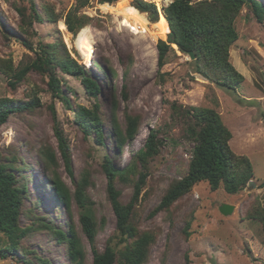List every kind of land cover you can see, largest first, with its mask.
<instances>
[{
  "label": "rangeland",
  "instance_id": "rangeland-1",
  "mask_svg": "<svg viewBox=\"0 0 264 264\" xmlns=\"http://www.w3.org/2000/svg\"><path fill=\"white\" fill-rule=\"evenodd\" d=\"M116 1L90 0L89 6L78 11V14L89 17L83 28L88 29L86 38L91 51L99 56L90 73L101 85L97 102L101 109L104 145L95 140L94 134L88 136L84 133L74 120L73 110L66 109L59 99L52 98L47 75L31 71L13 90L9 85L10 77L0 67V97L28 99L29 95L37 92L41 101V106L34 112L12 113L0 126L1 154L20 153L21 159L27 161L29 181L24 207L59 228H65L71 221L64 205L54 200L48 182L51 174L43 170L38 154L42 145L49 144L53 148L58 162L54 171L73 190L54 133L49 108L53 104L68 142L74 175L79 178L85 172L92 182L87 186L86 194L93 202L97 222L104 220L96 235L97 247L103 250L115 231L116 216L107 196V178L101 166L107 158L118 167L132 160L133 152L143 144L148 129L156 126L162 128L163 144L159 154L148 162L146 183L134 215L139 231L156 233L144 264H185L186 254L192 264H264V224L258 217L247 215L249 211L256 214L264 208V186H261L264 182V19L258 21L245 5L235 18L238 38L230 47L229 59L244 80L235 90H227L195 73L190 62L194 58L179 51L171 52L167 63L159 69L157 41L166 40L169 32L163 34L155 28L156 41L146 34H134L122 23V14L100 7L103 3L113 5ZM171 1L151 2L156 4L157 11L163 12L162 7ZM259 1L264 3V0ZM133 2L129 0V5L134 6ZM74 4L75 0H0V61L9 59L14 68L21 67L35 59L40 43H53L57 39L63 42L70 56L81 59L82 54L75 45V37L81 29L72 33L67 27V32L59 28V22H65V16ZM31 5L38 14L50 9L58 20L25 23L24 16L16 7L22 8L28 16L33 13ZM140 13L149 20L147 13ZM21 27L27 31H22ZM65 35L69 44L64 39ZM22 39L32 48L23 44ZM107 67L112 68L116 75L112 76ZM104 69L109 75L103 73ZM58 74L68 87L65 93L73 105L93 106L95 99L86 93L79 77L63 74L60 70ZM114 100L115 114L122 127L125 124L124 111L140 117L135 138L119 151L112 141L110 123ZM172 102L182 107L214 108L232 133L230 147L250 159L254 177L237 193H228L222 186L213 191L207 182H200L169 209L152 215L168 184L186 173L193 146V142L185 137V120L172 111ZM137 178L138 175H131L128 183L117 181L122 202L130 200ZM222 204L232 205V212L228 215L221 213L219 208ZM70 215L86 246L85 264H90L93 253L81 230L74 200ZM189 221L191 234L186 237L184 227ZM30 222L31 215L22 212L19 224L25 226ZM0 238L5 241L2 234ZM20 244L31 252L29 257L35 264H39L37 258L50 260L52 264H70L65 256V245L57 243L45 230H31ZM0 264L23 263L20 253L15 251L4 259L0 258Z\"/></svg>",
  "mask_w": 264,
  "mask_h": 264
},
{
  "label": "trees",
  "instance_id": "trees-1",
  "mask_svg": "<svg viewBox=\"0 0 264 264\" xmlns=\"http://www.w3.org/2000/svg\"><path fill=\"white\" fill-rule=\"evenodd\" d=\"M114 1L116 0H100V2L109 3ZM89 3L90 0H75L74 6L69 9L64 23L70 32L77 33L88 24L89 17L78 14V11L89 6ZM133 5L132 7L137 11L148 14L150 24L158 21L160 13L165 16L168 23L167 39L157 41L159 69L167 63L171 52L175 54L179 51L183 55H189V52H192L194 59L190 62L194 65V72L209 82L227 90H235L243 82V75L234 68L229 59L230 47L238 38L235 18L245 5L251 9L258 21H263L264 3L259 0H172L162 7L163 12L157 11L156 4L151 1L134 0ZM31 7L33 13L28 16L22 8L16 7V10L24 16L25 23L58 20V16L54 15L50 9H46L44 11L46 13L38 14L34 6L31 5ZM21 30L27 31L24 27H21ZM22 41L23 44L32 48L24 39ZM0 62L1 70L10 77L9 85L13 90L31 71L47 75L48 89L52 98L59 99L66 109L73 110L74 120L86 135L94 134L97 142L105 144L101 109L97 102L101 85L88 69L69 55L60 39L53 43H40L35 59L21 67L14 68L9 59ZM107 68L112 76L116 75L112 68ZM58 70L63 74L80 78L86 93L95 99L92 107L71 103L70 97L65 93L68 87L58 74ZM109 72L106 69L103 70L106 75H109ZM123 97H127L124 92ZM113 102L110 111L112 141L119 151L135 138L140 126V117L124 111L125 124L122 127L115 114L116 101ZM40 106L41 101L37 92L29 95L28 99L0 97V126L7 122L12 113L34 112ZM171 106L175 115L185 120V137L193 142V146L186 173L168 184L160 202L151 212L152 215L169 209L175 201L190 192L200 182H207L213 191L222 186L228 193H237L244 189L254 177L250 159L246 155L237 154L230 147L232 133L214 108L182 107L176 102H172ZM49 108L53 116V128L58 140L59 152L72 181L73 190L54 171L58 162L53 148L49 144L42 145L38 148V154L43 170L46 174H51L48 182L51 184L54 200L64 205L71 221L65 228H59L50 221H44L43 217L35 216L32 209H26L24 204L28 195L27 182L29 181L27 161L21 159L20 153L9 152L3 155L0 152V234L5 237L3 242L0 238V258L4 259L8 254L18 251L23 264H35L29 257L31 252L22 247L20 241L31 230L38 229L47 231L57 243L65 245V256L70 264H85L86 246L70 215V207L74 200L79 211L81 230L93 253L90 264H144L147 261L150 246L155 242L156 233L152 230L139 231L134 222V215L136 203L146 183L148 162L159 154L163 144L162 128L156 126L149 128L143 144L133 152V159L125 165L115 166L109 158L103 162L101 168L107 178V196L116 216V228L107 239L105 248L99 250L96 235L102 228L104 220L97 222L93 202L86 194V188L92 182L85 172L79 178L75 177L67 139L57 120L53 104ZM131 175H138V178L133 183L134 191L130 200L124 203L120 199L121 191L116 183L118 180L128 183ZM261 186H264V182ZM22 212L31 215V222L25 226L19 224ZM247 215L258 217L264 224V208L256 211V214L249 211ZM190 227L189 221L184 227L186 237L191 234ZM185 257V264H192L187 254ZM37 259L39 264H52L50 260Z\"/></svg>",
  "mask_w": 264,
  "mask_h": 264
},
{
  "label": "bare ground",
  "instance_id": "bare-ground-1",
  "mask_svg": "<svg viewBox=\"0 0 264 264\" xmlns=\"http://www.w3.org/2000/svg\"><path fill=\"white\" fill-rule=\"evenodd\" d=\"M151 1H165V0H151ZM102 9H106L108 11L114 10L122 14V23L127 25L134 34H146L148 35L153 41H156V33L155 28L160 30L161 33L166 34L169 32L168 23L165 19V16L160 13L158 21L155 23H149L146 17L138 12L135 8L129 5V0H118L115 4L111 5L109 3H103L100 5ZM60 30L67 32L66 26L63 21L59 22ZM88 29L85 27L79 31L77 36L75 37V45L80 51L81 54H84V59L87 62V65L91 67L93 65V54L91 52V46L88 44L89 40L87 41V33ZM69 35V34H67ZM65 35L64 39L69 44V38ZM89 38V37H88ZM90 43V42H89Z\"/></svg>",
  "mask_w": 264,
  "mask_h": 264
},
{
  "label": "water",
  "instance_id": "water-1",
  "mask_svg": "<svg viewBox=\"0 0 264 264\" xmlns=\"http://www.w3.org/2000/svg\"><path fill=\"white\" fill-rule=\"evenodd\" d=\"M189 56L193 59L194 55L192 52H189ZM219 210L221 211V213L228 215L232 212L233 210V206L229 205V204H222L219 208Z\"/></svg>",
  "mask_w": 264,
  "mask_h": 264
},
{
  "label": "clouds",
  "instance_id": "clouds-1",
  "mask_svg": "<svg viewBox=\"0 0 264 264\" xmlns=\"http://www.w3.org/2000/svg\"><path fill=\"white\" fill-rule=\"evenodd\" d=\"M93 56H94V59H93V65H91V67H89V66L86 65L85 63L81 62V59H77V61H78V63H79L80 65L85 66L86 69H88L89 71H91V69H92L93 67H95V66H94V61L97 60V62H98V57H97V55L94 54V52H93ZM79 60H80V61H79Z\"/></svg>",
  "mask_w": 264,
  "mask_h": 264
},
{
  "label": "built area",
  "instance_id": "built-area-1",
  "mask_svg": "<svg viewBox=\"0 0 264 264\" xmlns=\"http://www.w3.org/2000/svg\"><path fill=\"white\" fill-rule=\"evenodd\" d=\"M92 52V51H91ZM92 54H93V52H92ZM94 59V58H93ZM92 59V60H93ZM81 62H83V63H85L86 65H87V62H86V60L84 59V54H82L81 55Z\"/></svg>",
  "mask_w": 264,
  "mask_h": 264
},
{
  "label": "flooded vegetation",
  "instance_id": "flooded-vegetation-1",
  "mask_svg": "<svg viewBox=\"0 0 264 264\" xmlns=\"http://www.w3.org/2000/svg\"><path fill=\"white\" fill-rule=\"evenodd\" d=\"M132 7V6H131ZM137 10V9H136Z\"/></svg>",
  "mask_w": 264,
  "mask_h": 264
}]
</instances>
